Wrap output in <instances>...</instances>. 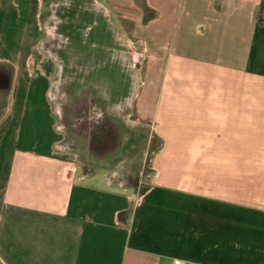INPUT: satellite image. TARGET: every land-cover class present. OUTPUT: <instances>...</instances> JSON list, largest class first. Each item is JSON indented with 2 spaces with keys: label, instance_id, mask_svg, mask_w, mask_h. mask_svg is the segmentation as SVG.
Masks as SVG:
<instances>
[{
  "label": "crops",
  "instance_id": "crops-1",
  "mask_svg": "<svg viewBox=\"0 0 264 264\" xmlns=\"http://www.w3.org/2000/svg\"><path fill=\"white\" fill-rule=\"evenodd\" d=\"M105 6L149 60L138 119L163 138L156 176L135 195L80 172L56 151L49 78L30 71L31 53L1 51L14 69L0 264H264V0Z\"/></svg>",
  "mask_w": 264,
  "mask_h": 264
},
{
  "label": "rangeland",
  "instance_id": "rangeland-1",
  "mask_svg": "<svg viewBox=\"0 0 264 264\" xmlns=\"http://www.w3.org/2000/svg\"><path fill=\"white\" fill-rule=\"evenodd\" d=\"M101 1L40 0L39 30L38 0H0V52L31 53L30 71L49 78L56 151L80 172L139 195L156 176L163 145L157 124L138 119L149 60L142 42L107 9L108 0ZM9 87L0 90V116Z\"/></svg>",
  "mask_w": 264,
  "mask_h": 264
},
{
  "label": "flooded vegetation",
  "instance_id": "flooded-vegetation-1",
  "mask_svg": "<svg viewBox=\"0 0 264 264\" xmlns=\"http://www.w3.org/2000/svg\"><path fill=\"white\" fill-rule=\"evenodd\" d=\"M10 74L6 67H0V90H6L10 85ZM7 87V88H6ZM63 114V110H62Z\"/></svg>",
  "mask_w": 264,
  "mask_h": 264
},
{
  "label": "built area",
  "instance_id": "built-area-1",
  "mask_svg": "<svg viewBox=\"0 0 264 264\" xmlns=\"http://www.w3.org/2000/svg\"><path fill=\"white\" fill-rule=\"evenodd\" d=\"M155 130H156V133H157V128L156 127H155ZM174 264H186V262L183 261V260H176Z\"/></svg>",
  "mask_w": 264,
  "mask_h": 264
},
{
  "label": "water",
  "instance_id": "water-1",
  "mask_svg": "<svg viewBox=\"0 0 264 264\" xmlns=\"http://www.w3.org/2000/svg\"><path fill=\"white\" fill-rule=\"evenodd\" d=\"M10 77V80H11V76H9Z\"/></svg>",
  "mask_w": 264,
  "mask_h": 264
}]
</instances>
